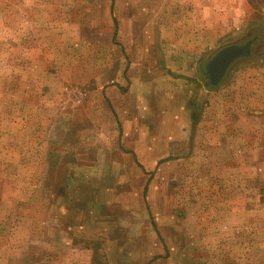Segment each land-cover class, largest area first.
I'll list each match as a JSON object with an SVG mask.
<instances>
[{"label":"rangeland","instance_id":"374dc122","mask_svg":"<svg viewBox=\"0 0 264 264\" xmlns=\"http://www.w3.org/2000/svg\"><path fill=\"white\" fill-rule=\"evenodd\" d=\"M64 1L58 16L78 22L83 38L69 42L70 53L59 40L48 71L42 57L19 56L9 49L14 43L0 38V264H76L75 257H86L84 247L93 264H106L107 233L124 239V225L134 222L160 229H155L157 238L146 234L141 249L125 248L139 261L169 257L170 264H264V0H215L210 11L217 38L205 47L196 39L199 56L188 50L175 8L168 10L175 20L166 25L154 21L160 8L145 17V0ZM4 4L0 0V20L21 15ZM132 18L138 21L136 42L130 41ZM167 26L168 40L156 39ZM199 27L203 31L205 25ZM141 30L153 38L145 42ZM246 42L250 53L236 58L212 85L207 61L224 46ZM129 48L137 55L125 54ZM190 64L198 67L190 75L195 81L187 101L193 117L215 111L218 126L226 123L232 133L218 137L210 151L200 134L201 144L181 143L153 168L126 167L124 173L116 166L133 158L117 141L112 100L120 112L135 111L137 102L151 113L168 105L157 89L130 87L135 78H128L129 71L150 65L156 71L166 65L182 70ZM33 67L35 73L25 71ZM119 79L123 84L115 86ZM121 91L129 99L123 108ZM225 143L230 151L223 150ZM143 181L146 197L138 199ZM161 234L168 249L154 245Z\"/></svg>","mask_w":264,"mask_h":264},{"label":"crops","instance_id":"0c3cea01","mask_svg":"<svg viewBox=\"0 0 264 264\" xmlns=\"http://www.w3.org/2000/svg\"><path fill=\"white\" fill-rule=\"evenodd\" d=\"M4 1V6L6 8L11 10H14V8L18 9L21 11V15L16 19H9L6 17L1 18L0 38L2 40L8 41L9 43H14L9 49L15 51L17 50V54L19 56H26L27 59L28 57H42L43 62L41 60L40 61L46 64V71L49 70V66L52 63V60L48 59V57L58 54L56 52V43L59 40H64L65 49L68 51V53H70L72 50L71 47L68 46L69 42L71 43L75 40L80 43L82 42L81 39L83 36L80 34L81 32L79 31L78 22L75 23L65 18L62 19V15L60 17L58 16V14L64 10V8H66V1L60 0V2L57 3L55 0V2L52 4L46 0H17L16 3L12 0ZM114 1L117 4V2L121 3L125 0ZM214 1L215 0H145L143 6L145 9L146 18L148 17L147 14L150 11L152 13L154 8H160V14H155V23L169 25L172 20H175L174 16H179V23L184 25L183 40L188 42V50H190V53L193 51L194 54L199 56L201 54V49H199V51H194L195 47L193 42L200 38V40H203L205 47L207 44L209 46L213 44V41H215L217 38V29L215 28L216 19H214L215 13L213 11L211 13L210 11V9L214 6ZM170 8H175L174 11L177 12L173 17H170L168 14V10ZM150 17V21L153 23V17ZM129 21L135 26L134 32H130V41L132 40V42H136V25L138 21L134 18H132V20L129 19ZM56 25H60L62 27L57 29L55 28ZM192 25L197 26L195 27L196 33L193 32L191 28ZM204 25L205 28H203V31H201L199 26L202 28ZM115 30L116 27H114V31ZM58 32H62V34L58 35ZM200 32L204 34L207 33V35L204 37L199 36ZM109 34L112 37V33ZM109 34L107 35L109 36ZM169 36L170 33L167 26L166 32L161 33L159 37H156V39L168 40ZM139 37L146 42V40H149L150 38L152 39L153 35L149 34L148 37V34L144 31L142 32L141 30ZM102 42L104 43L105 41ZM196 43L199 44L198 41ZM104 46L106 47L107 45ZM104 46L101 45V47ZM119 47L121 46L119 45ZM124 51L125 54L129 55H137L138 53L136 48H129V53L126 51V49H124ZM12 53H14V51H11V54ZM146 53L147 49L142 52V55L146 56ZM153 68L154 67L150 65L145 66L143 69H138L137 73L135 71H129L130 75L128 78L131 81L132 78H135L131 82L130 87L138 86L144 88L151 87L153 90L157 89L158 92L167 98L168 105L166 111L164 110V112L160 113H151L149 112L150 110L146 104L143 107L142 103L137 102L135 111L125 112L121 110L120 112L119 109H117V102L112 100L115 111L113 113V122L114 125L116 124L118 126V134L116 135L117 141L120 147L124 148L133 158L132 160L128 161L127 164L119 163L120 165L118 164L116 167L120 170H123L126 167H139L145 170L148 168H153L155 164L164 157V153L167 154L171 151L178 150L181 143L184 145H191L192 143L201 144L200 134L207 138V141H205V145L203 146H206L208 142L206 148L210 151L211 146L216 144L218 137L221 139L223 137V139H225L224 136L232 133V129L227 127L225 122L224 127H220L221 124L218 126V117L213 114L215 111L208 114V116L201 115L199 118H196L198 121L196 125L199 127L202 126V128L198 127L194 131L193 126L194 120L196 119L191 112L192 110L188 107L187 101L190 98L191 90L193 88L192 83L195 81L193 77H190V75L194 70L198 71V67L195 66V64L183 66L182 70L171 65H166L164 67L161 66L162 69L160 71L153 70ZM25 71L35 73L37 70H35V67H33L27 68ZM33 80H35V78ZM118 82L119 85L115 86H120L123 84L121 79H119ZM122 94L123 92L121 91V95ZM124 96L126 95L123 94L122 97H120L119 102V105L122 108L126 105L125 101L129 100L127 99L128 96ZM97 131L102 133V130H99L98 128ZM222 146L225 152L231 150L227 143ZM103 148L104 146H102V149ZM180 149L182 148L180 147ZM99 150H101V148L98 149V151ZM220 150L221 148H218L217 151L219 152ZM104 152H106V150ZM176 161L181 165L182 160H180V158H177ZM123 171L125 173V170ZM118 173H120V171ZM118 177H120V175H118ZM121 178L124 180L125 174H121ZM102 181L105 182L106 178L102 177ZM100 183L101 182H98V184ZM145 184L146 182L143 181V184L139 186L141 188H137L136 196L138 199H141V196L142 199L146 197V194L144 195V191L146 190ZM96 194L97 193H92V197L95 200L94 202H97V199L95 198ZM83 210L81 208L82 217L85 218V213ZM138 212L142 217V221L145 222V213L141 206ZM146 213L147 216H152V213L147 212V210ZM91 215H94V219L95 216H98V214L95 213ZM127 215L131 216L132 214L128 213ZM127 215L126 217H128ZM120 222L121 221H119V223ZM137 224L140 223L134 222L130 223V225H124V239H116L114 235L112 237L109 232L107 233L108 238L105 240V243L102 244V247L107 249L106 264H170L169 257H156L154 260H152V258L142 260L140 257L141 260L139 261L137 257L134 258L131 256V254H129L125 248L141 249L144 245V238L147 236L146 234H149L148 238L151 240L153 236L157 238L155 229L156 231L160 230L158 228L154 229L152 224L149 222V225L145 223L140 224L145 228L144 230L142 229L143 232H141L139 229L140 225ZM115 227H118V225H115ZM122 228L124 229L123 226ZM160 236L162 239L163 235L161 234ZM69 240L70 239H67V241ZM73 240L74 239L72 237L70 243ZM157 240H155L156 243L154 244L156 247L160 246L166 247L167 249L169 248L168 242L165 239H162L161 241ZM82 251L86 252L84 253L86 254V257L84 256L82 260L75 257L73 262L76 264H93L92 253L91 255H88L86 247H84ZM181 259L183 262H186V260L182 257Z\"/></svg>","mask_w":264,"mask_h":264},{"label":"water","instance_id":"95a60500","mask_svg":"<svg viewBox=\"0 0 264 264\" xmlns=\"http://www.w3.org/2000/svg\"><path fill=\"white\" fill-rule=\"evenodd\" d=\"M250 52L249 43L230 44L218 50L206 63L205 71L212 85H216L225 75L231 63Z\"/></svg>","mask_w":264,"mask_h":264},{"label":"flooded vegetation","instance_id":"af4514ba","mask_svg":"<svg viewBox=\"0 0 264 264\" xmlns=\"http://www.w3.org/2000/svg\"><path fill=\"white\" fill-rule=\"evenodd\" d=\"M246 43H249V47H250V42H246ZM249 53H250V52H249ZM249 53H248V54H249ZM248 54H246V55H244V56H247Z\"/></svg>","mask_w":264,"mask_h":264}]
</instances>
